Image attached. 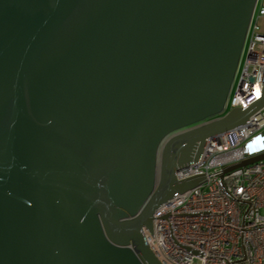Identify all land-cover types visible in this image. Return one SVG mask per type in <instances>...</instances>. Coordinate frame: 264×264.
Wrapping results in <instances>:
<instances>
[{"label":"water","instance_id":"95a60500","mask_svg":"<svg viewBox=\"0 0 264 264\" xmlns=\"http://www.w3.org/2000/svg\"><path fill=\"white\" fill-rule=\"evenodd\" d=\"M255 3L0 0V264H160L144 229L205 180L175 170L264 106L206 122Z\"/></svg>","mask_w":264,"mask_h":264},{"label":"built area","instance_id":"2783aa9c","mask_svg":"<svg viewBox=\"0 0 264 264\" xmlns=\"http://www.w3.org/2000/svg\"><path fill=\"white\" fill-rule=\"evenodd\" d=\"M263 17L264 0H256L223 112L207 123L260 97L264 29L258 20ZM261 155L264 106L245 124L207 138L198 162L175 170L177 182L201 174L205 180L155 210L152 236L144 229L160 264H264V159L224 172Z\"/></svg>","mask_w":264,"mask_h":264},{"label":"rangeland","instance_id":"374dc122","mask_svg":"<svg viewBox=\"0 0 264 264\" xmlns=\"http://www.w3.org/2000/svg\"><path fill=\"white\" fill-rule=\"evenodd\" d=\"M258 25H259L262 29H264V17H263V18H260V19L258 20Z\"/></svg>","mask_w":264,"mask_h":264}]
</instances>
